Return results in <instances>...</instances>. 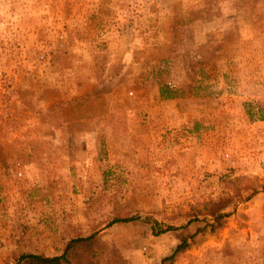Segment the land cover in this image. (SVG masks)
I'll list each match as a JSON object with an SVG mask.
<instances>
[{"label": "rangeland", "instance_id": "374dc122", "mask_svg": "<svg viewBox=\"0 0 264 264\" xmlns=\"http://www.w3.org/2000/svg\"><path fill=\"white\" fill-rule=\"evenodd\" d=\"M94 231L264 264V0H0V264Z\"/></svg>", "mask_w": 264, "mask_h": 264}, {"label": "trees", "instance_id": "16d2710c", "mask_svg": "<svg viewBox=\"0 0 264 264\" xmlns=\"http://www.w3.org/2000/svg\"><path fill=\"white\" fill-rule=\"evenodd\" d=\"M231 201L220 199L204 204L201 214L213 218L206 219V224L199 231L214 232L221 228L228 213L222 212L230 206ZM133 219L115 218L110 224L125 222ZM171 229V227H168ZM165 229L159 230L163 232ZM186 239L182 238L177 244L172 254L165 257L163 261H171L174 257L187 248ZM11 264H131L129 259L115 246H108L100 237L98 231L88 235H76L68 239L61 253L47 256L42 253H23L20 254Z\"/></svg>", "mask_w": 264, "mask_h": 264}, {"label": "crops", "instance_id": "0c3cea01", "mask_svg": "<svg viewBox=\"0 0 264 264\" xmlns=\"http://www.w3.org/2000/svg\"><path fill=\"white\" fill-rule=\"evenodd\" d=\"M62 251V250H61ZM61 251L59 252V253H61ZM59 253H55V254H53V255H57V254H59ZM50 256H52V255H50Z\"/></svg>", "mask_w": 264, "mask_h": 264}]
</instances>
